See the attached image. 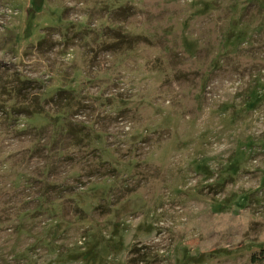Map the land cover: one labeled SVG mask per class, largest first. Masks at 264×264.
<instances>
[{"label":"rangeland","instance_id":"rangeland-1","mask_svg":"<svg viewBox=\"0 0 264 264\" xmlns=\"http://www.w3.org/2000/svg\"><path fill=\"white\" fill-rule=\"evenodd\" d=\"M0 264H264V0H0Z\"/></svg>","mask_w":264,"mask_h":264}]
</instances>
